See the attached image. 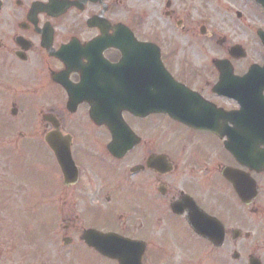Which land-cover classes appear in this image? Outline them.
<instances>
[{
  "label": "flooded vegetation",
  "instance_id": "af4514ba",
  "mask_svg": "<svg viewBox=\"0 0 264 264\" xmlns=\"http://www.w3.org/2000/svg\"><path fill=\"white\" fill-rule=\"evenodd\" d=\"M32 200L108 264H264V7L0 0V202Z\"/></svg>",
  "mask_w": 264,
  "mask_h": 264
},
{
  "label": "rangeland",
  "instance_id": "374dc122",
  "mask_svg": "<svg viewBox=\"0 0 264 264\" xmlns=\"http://www.w3.org/2000/svg\"><path fill=\"white\" fill-rule=\"evenodd\" d=\"M27 171V185L32 195L43 193L45 189L40 191L42 185L40 188L36 183L41 180L47 187L46 168L28 162ZM20 208L18 204L0 202V264H10L8 260L11 264H108L83 245L65 250L56 245L49 232L52 224L49 211L43 208L42 214V207L34 200Z\"/></svg>",
  "mask_w": 264,
  "mask_h": 264
},
{
  "label": "water",
  "instance_id": "95a60500",
  "mask_svg": "<svg viewBox=\"0 0 264 264\" xmlns=\"http://www.w3.org/2000/svg\"><path fill=\"white\" fill-rule=\"evenodd\" d=\"M259 3L264 5V0H257ZM179 103L171 102L170 108H180ZM169 108V109H170ZM128 110H132L131 107H127ZM152 112L165 110L164 106L154 105L149 108ZM94 115L97 117L98 115L94 113ZM86 238L92 239L90 241V244L95 247L97 250H99L102 254L111 257V258H117L118 252H123L127 250V247L134 248L133 245L129 244L131 242L126 241L125 239L115 235V234H100V233H90L86 235ZM118 245H120L118 247ZM132 249H129V251ZM128 251V252H129Z\"/></svg>",
  "mask_w": 264,
  "mask_h": 264
}]
</instances>
